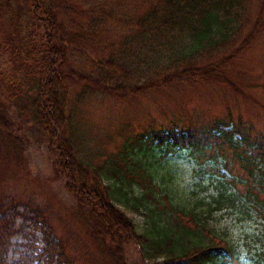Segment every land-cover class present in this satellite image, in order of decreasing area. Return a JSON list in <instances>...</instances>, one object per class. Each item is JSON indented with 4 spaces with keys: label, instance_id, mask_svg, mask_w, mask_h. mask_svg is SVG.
<instances>
[{
    "label": "trees",
    "instance_id": "16d2710c",
    "mask_svg": "<svg viewBox=\"0 0 264 264\" xmlns=\"http://www.w3.org/2000/svg\"><path fill=\"white\" fill-rule=\"evenodd\" d=\"M147 2L149 7L138 15L125 20L116 16V22L114 17L115 28L131 33L109 44L104 54L105 49L96 50L105 34L95 31L96 12L65 0H0V258L18 217L42 222L47 264H126L130 244L143 261L153 264H210L231 255L224 240L202 236L206 224L201 210H187L169 195L161 196L162 206H143L159 204L155 194L161 190L147 169L128 157L130 139L100 166L85 158L76 110L93 99L126 101L183 84L223 88L242 104L238 110L247 120L229 114L203 128L173 125L141 135L139 143L165 141L167 153L177 145L189 148L200 163L214 161L227 171L232 185L242 182L260 200L264 182L257 178L264 176V131L257 121L264 130V105L250 91L264 93V77L260 85L248 84L242 71L232 69L264 31V0ZM86 20L91 23L84 25ZM250 24L247 35L231 49ZM32 131L50 154L51 180L63 181L73 201L65 207L64 219L86 238L85 252L74 249L67 238L51 240L55 229L42 221L41 211H29V204L7 192L29 177L25 152ZM234 168L241 175H234ZM136 189L141 193L131 199L149 217L152 238L137 234L115 206L120 202L128 207L126 195ZM261 203L264 216V199ZM28 212L33 218H26ZM184 237L194 245L174 251L172 244ZM158 258L162 260H154Z\"/></svg>",
    "mask_w": 264,
    "mask_h": 264
},
{
    "label": "rangeland",
    "instance_id": "374dc122",
    "mask_svg": "<svg viewBox=\"0 0 264 264\" xmlns=\"http://www.w3.org/2000/svg\"><path fill=\"white\" fill-rule=\"evenodd\" d=\"M86 12H96L98 18L96 32L104 31L98 48L109 51V44L117 43L121 38L131 33L127 28L122 31L114 27V17L138 15L144 12L149 3L135 0H65ZM114 7L118 9L115 10ZM253 12L251 11L252 17ZM117 13V14H116ZM88 17V16H87ZM88 19V18H86ZM91 23L86 20L84 25ZM251 27H244L241 35L234 40L231 49H236ZM92 30V28H87ZM118 32V33H117ZM108 49V50H107ZM242 59L235 63L232 70L242 71L248 84H262L264 77V31L244 51ZM86 66V64H84ZM241 73V72H240ZM260 78L261 80H259ZM251 97L264 105V93L261 90H251ZM184 103L186 107L181 108ZM238 106L242 104L229 92L216 86L199 84H183L164 90L150 96H140L132 100L118 101L111 98H99L86 101L78 107L76 115L80 122L81 146L84 157L92 160L94 166H100L109 158L116 155L117 148L123 140L130 139L131 148H128V157L138 161L155 178L161 190L155 194L159 204L144 202L143 206L156 208L162 206L161 196H171L175 203L185 209L202 211L205 222V231L202 236L210 237L215 241L224 240L228 243L231 255L219 258L210 264H264V216L262 214L261 200L264 199V190L259 187V198L246 192L244 184L238 181L231 184V177L227 171L214 161H205L195 158L191 149L177 145L170 148L164 141L140 145L141 135L151 130L172 127L173 125L203 128L214 120H224L231 114L234 118L248 117L239 113ZM180 107V108H179ZM254 122V121H253ZM258 127L263 132L260 121ZM255 124V122H254ZM29 143L25 152L29 177L20 180L14 187L6 188L7 192L20 198L23 205L29 204V211H41L42 221L48 222L55 229L51 240L56 237L67 238L75 249L85 252L88 248L86 238L67 226L64 219L65 207L73 206V201L65 191L63 181H52L50 154L36 131L28 133ZM171 141V140H169ZM234 175L241 173L234 168ZM264 172V170H263ZM259 176V175H257ZM264 182V176L257 178ZM256 182V181H255ZM106 185L114 184L105 180ZM264 186V183H262ZM133 195H126L128 207L120 202L115 206L125 217L133 223L139 235L148 234L151 238L153 232L151 223L145 210L131 199L138 196L141 191L135 190ZM221 194V195H220ZM217 200V202L215 201ZM136 209L137 211H134ZM28 212L26 218H33ZM200 212V211H199ZM168 213V210H166ZM62 214V220L60 215ZM149 215V214H148ZM42 223V222H41ZM39 221L34 224L30 219L23 220L18 217L14 222L16 232L8 240V246L3 251L0 264H47L43 255L45 247L42 225ZM21 231H17V229ZM77 229V227H75ZM150 233V234H149ZM159 233H162L161 231ZM55 234V235H54ZM86 242V243H85ZM194 245L191 238L184 237L173 243V250L187 249ZM88 250V249H87ZM81 255V254H80ZM157 262L162 259H154ZM126 264H153L143 261L136 247L130 244L125 251Z\"/></svg>",
    "mask_w": 264,
    "mask_h": 264
}]
</instances>
